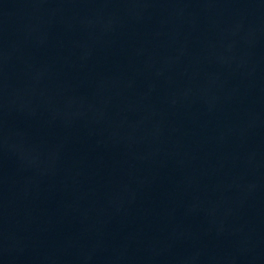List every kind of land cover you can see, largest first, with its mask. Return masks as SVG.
Segmentation results:
<instances>
[{
	"label": "water",
	"instance_id": "water-1",
	"mask_svg": "<svg viewBox=\"0 0 264 264\" xmlns=\"http://www.w3.org/2000/svg\"><path fill=\"white\" fill-rule=\"evenodd\" d=\"M0 264H264V0H0Z\"/></svg>",
	"mask_w": 264,
	"mask_h": 264
}]
</instances>
